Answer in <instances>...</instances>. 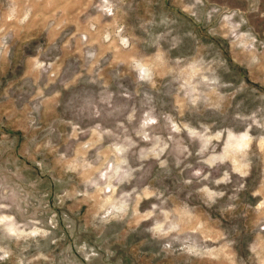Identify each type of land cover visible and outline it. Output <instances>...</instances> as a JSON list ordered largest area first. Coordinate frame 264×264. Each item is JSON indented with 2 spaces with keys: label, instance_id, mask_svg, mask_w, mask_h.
Segmentation results:
<instances>
[{
  "label": "rangeland",
  "instance_id": "obj_1",
  "mask_svg": "<svg viewBox=\"0 0 264 264\" xmlns=\"http://www.w3.org/2000/svg\"><path fill=\"white\" fill-rule=\"evenodd\" d=\"M0 264H264V0H0Z\"/></svg>",
  "mask_w": 264,
  "mask_h": 264
}]
</instances>
